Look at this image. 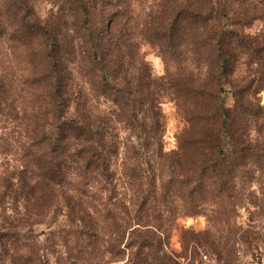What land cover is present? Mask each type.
<instances>
[{
    "label": "trees",
    "instance_id": "1",
    "mask_svg": "<svg viewBox=\"0 0 264 264\" xmlns=\"http://www.w3.org/2000/svg\"><path fill=\"white\" fill-rule=\"evenodd\" d=\"M43 1L42 16L0 0V49L17 56L0 59V126L21 160L1 179L23 225L49 227L43 245L9 231V264H44V248L56 264H169L163 223L233 209L236 169L264 165V0ZM167 97L187 121L173 148ZM178 228L194 254L229 241Z\"/></svg>",
    "mask_w": 264,
    "mask_h": 264
},
{
    "label": "rangeland",
    "instance_id": "2",
    "mask_svg": "<svg viewBox=\"0 0 264 264\" xmlns=\"http://www.w3.org/2000/svg\"><path fill=\"white\" fill-rule=\"evenodd\" d=\"M48 7L45 1L36 0V8L40 15L43 16ZM254 27L252 26L251 30H254ZM141 53L149 63L155 78L165 74V64L155 49L142 44ZM15 57L4 49H0L1 60L16 61ZM243 68H245L244 65ZM226 100L228 104L231 103L229 96ZM261 103L264 104V91L261 92ZM160 109L165 147L173 148L178 136L187 125V121L179 111L176 102L170 100L169 97L162 100ZM8 133L7 127L0 126V191H4L5 188L4 180L1 179L5 172H12L13 180H17L18 176L15 173L20 169L21 163L17 153H13V149L6 150L7 142L11 138ZM235 174L236 183L232 192L237 197V201L233 209L224 211V208L216 204H205L206 210L200 215L180 217L177 223L168 220L163 223L161 253L168 259L169 264H248L255 253H264V165L246 164L236 169ZM14 183L15 187L17 182ZM26 214L24 200L19 198V201L14 203L5 190L4 196L0 199V233L6 235L9 231H14V235L22 242L25 241L26 235L39 234L36 239L43 245L49 232L47 223L24 226L23 218ZM179 226H182L183 230L190 229L196 233L208 232L210 236L221 237L222 242L228 239L229 241L226 245L219 246L222 249L221 252L199 247L197 248L198 253L194 254L191 244L186 248L184 233L178 228ZM9 237L6 235L0 238V264H9L7 253ZM55 247L59 248L58 243ZM44 252L47 257L44 264H56L52 249L44 248ZM103 255L106 257V252L94 251L91 256L102 258ZM125 264H133V261Z\"/></svg>",
    "mask_w": 264,
    "mask_h": 264
},
{
    "label": "built area",
    "instance_id": "3",
    "mask_svg": "<svg viewBox=\"0 0 264 264\" xmlns=\"http://www.w3.org/2000/svg\"><path fill=\"white\" fill-rule=\"evenodd\" d=\"M248 264H264V253H255Z\"/></svg>",
    "mask_w": 264,
    "mask_h": 264
}]
</instances>
